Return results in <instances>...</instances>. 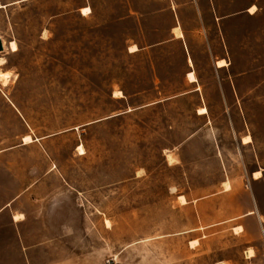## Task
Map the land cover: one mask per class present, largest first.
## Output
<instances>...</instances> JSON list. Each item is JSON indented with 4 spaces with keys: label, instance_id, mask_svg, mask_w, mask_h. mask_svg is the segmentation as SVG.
I'll use <instances>...</instances> for the list:
<instances>
[{
    "label": "rangeland",
    "instance_id": "obj_1",
    "mask_svg": "<svg viewBox=\"0 0 264 264\" xmlns=\"http://www.w3.org/2000/svg\"><path fill=\"white\" fill-rule=\"evenodd\" d=\"M214 1L208 14V0H0V72L9 76L0 80V149L30 129L51 136L54 163L81 191L75 239L59 243L68 255L54 261L241 262L237 236L223 232L190 250L187 235L175 234L192 220L174 208L177 193L205 194L225 177L246 181L264 169V63L256 57L264 42L243 39L264 27L235 16L256 0ZM238 44L254 64L236 55Z\"/></svg>",
    "mask_w": 264,
    "mask_h": 264
},
{
    "label": "crops",
    "instance_id": "obj_2",
    "mask_svg": "<svg viewBox=\"0 0 264 264\" xmlns=\"http://www.w3.org/2000/svg\"><path fill=\"white\" fill-rule=\"evenodd\" d=\"M215 6L214 0H208V14ZM253 6L256 11L250 14L248 10ZM235 16L242 21H258L264 27V1L256 0ZM231 17L224 16L220 20ZM172 30L178 31L175 39L184 40L180 26ZM221 34L224 45L231 53L233 48L230 42L224 40V29ZM243 39L263 43L264 31H259L258 35L247 31ZM250 54L248 46L241 48L238 44L236 55L244 59V64L255 63L250 62ZM256 57L258 63H264L263 50ZM224 60L221 58L218 61ZM188 63L192 65L190 58ZM190 73L195 77L194 72L189 71L187 79ZM26 135L32 138V142H23L22 138ZM243 138L245 136L240 139L241 145H249L242 143ZM52 144L51 136L35 135L30 129L16 145L0 149V258L16 254L25 258V264H74V260L54 261V258L68 255V252H62L65 248H61L59 243L68 244L75 239L76 231L71 227L75 224L72 217L75 211L72 210L79 207L78 194L81 191L69 184L68 174L54 163L57 154L53 152ZM258 171L262 176L254 179L253 174ZM181 197L185 200L184 204H178ZM173 205L192 213L188 227L175 233L187 235L190 250L203 243L208 246V241L227 232L243 243L244 256L239 264H264V169L258 167L250 172L246 181L225 177L218 188L208 189L205 194H194L189 188L188 192L176 194ZM81 223H84L83 219ZM235 229L240 230L235 232ZM193 242L196 245L191 247ZM248 250H252V257L247 255Z\"/></svg>",
    "mask_w": 264,
    "mask_h": 264
},
{
    "label": "bare ground",
    "instance_id": "obj_3",
    "mask_svg": "<svg viewBox=\"0 0 264 264\" xmlns=\"http://www.w3.org/2000/svg\"><path fill=\"white\" fill-rule=\"evenodd\" d=\"M85 10H87V12H86V14L87 13H90V9L88 8V7H86V8H84V9H82V13H83V15H85ZM3 46H4V49L6 48V46L3 44ZM10 49H11V51H16V45H15V43H10ZM131 51H136V48L135 47H132L131 48ZM1 64H3V59H0V65ZM219 64H221V62H218L217 63V65H219ZM188 77H189V79H190V81H194V76H193V74H189L188 75ZM9 78V76H8V74H4V73H2V72H0V80L2 79V80H7ZM1 80V81H2ZM24 141L25 142H29L30 141V138L29 137H26V138H24ZM249 141H248V139H243V143L244 144H247ZM261 177V172L260 171H258V172H255L254 174H253V178L254 179H258V178H260ZM16 218V217H15Z\"/></svg>",
    "mask_w": 264,
    "mask_h": 264
},
{
    "label": "water",
    "instance_id": "obj_4",
    "mask_svg": "<svg viewBox=\"0 0 264 264\" xmlns=\"http://www.w3.org/2000/svg\"><path fill=\"white\" fill-rule=\"evenodd\" d=\"M4 51L2 40L0 39V53Z\"/></svg>",
    "mask_w": 264,
    "mask_h": 264
},
{
    "label": "snow or ice",
    "instance_id": "obj_5",
    "mask_svg": "<svg viewBox=\"0 0 264 264\" xmlns=\"http://www.w3.org/2000/svg\"><path fill=\"white\" fill-rule=\"evenodd\" d=\"M87 10H85V14H86Z\"/></svg>",
    "mask_w": 264,
    "mask_h": 264
}]
</instances>
